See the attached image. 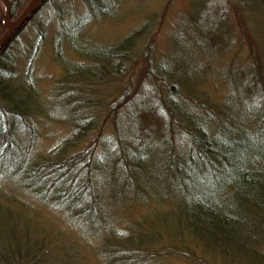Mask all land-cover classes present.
Masks as SVG:
<instances>
[{"label": "rangeland", "instance_id": "1", "mask_svg": "<svg viewBox=\"0 0 264 264\" xmlns=\"http://www.w3.org/2000/svg\"><path fill=\"white\" fill-rule=\"evenodd\" d=\"M29 1L17 0L12 6L7 1L11 18H17ZM44 1L0 53V61L7 66L2 70L0 62V79H11L36 94L30 114L20 120L9 114L11 133L8 138L0 135V228L15 223L19 236L26 240L24 228L29 225L34 235L46 236L54 252L42 264H204L198 252L204 248L189 245L185 220L175 213L183 208L179 206L184 194L181 181L173 179L176 173L166 174L163 158L170 133L164 128L165 121L159 123L158 117L145 112L143 125L136 116L141 108L149 110L135 97L149 84L143 75L148 65L143 53L149 52L154 63L161 59L164 76L187 75L185 85L190 94L211 100L219 122L230 125L231 131L239 121L251 131L257 116L250 108L255 102H248L257 79L256 66L264 67V0ZM6 3L0 0L1 17L6 15ZM144 26L148 29L136 44L134 62L124 63L114 75L100 74L89 83L68 77L78 69L80 78L87 77L86 67L96 66L93 52L115 45ZM152 80L158 95L149 97H166L165 81L156 75ZM83 114V120L94 122L80 135ZM6 120L0 115V128ZM128 138V152L136 139L142 145L134 151L132 181L122 189V175L105 154L121 143L126 146ZM7 139L36 162L42 158L63 160L73 152L92 148V159L103 166L96 184L101 190L99 208L82 215L81 205L66 201L67 214L56 189L47 199L35 195L22 177L6 169L11 167L8 162L2 168L8 158H2L1 145L5 146ZM256 199L259 204L248 205L242 218L262 239L264 195L257 194ZM117 230L120 236L127 235L122 241ZM130 232L139 238L129 239ZM6 234L11 239V229ZM179 236L184 241L174 245ZM136 241L145 245L136 251L137 257L149 256L144 262L137 261L124 245ZM184 247L191 254H181ZM242 253L246 259L236 253L219 258L225 264H264L252 252Z\"/></svg>", "mask_w": 264, "mask_h": 264}, {"label": "trees", "instance_id": "2", "mask_svg": "<svg viewBox=\"0 0 264 264\" xmlns=\"http://www.w3.org/2000/svg\"><path fill=\"white\" fill-rule=\"evenodd\" d=\"M7 1L12 6L17 0ZM23 4L24 2L22 6ZM40 7L36 8L33 15ZM29 20L27 19L24 25L16 29L10 39H7L1 46L0 53L9 47L10 42L22 31L21 29ZM144 27L131 31L115 45L109 44L104 46L102 51L93 52L91 58H95L93 59L95 68H82L88 73L87 77L80 78L81 71L79 69L68 73V77H75L77 83L80 81L81 84L85 81L89 83L100 74L106 76L114 75V71L119 72L124 63L132 60L134 62V57L138 54L136 44L140 42L148 29V27ZM4 30H6L5 16H0V36ZM149 54V52L143 53L148 61L143 75L148 77L149 84L143 86L142 94L138 93L135 96L140 98L137 103L145 105V108L149 110L143 111L141 108L136 116L144 125L141 117L145 112H149L158 117L159 123L165 121L164 128L170 133L166 140L169 143L166 142L167 152L163 159L166 164L167 176L176 173V177L173 179L181 181V190L184 196H181L182 204L179 207L183 208L175 213L178 218L185 220L186 231L190 239L189 245L196 246L197 250L201 247L204 248V250L198 251L204 264H225L219 256L227 257L234 253L238 258L246 259L242 251L252 252L255 258L261 259L256 249L253 248L255 241L249 238L248 228L242 215L248 205L259 204L256 199L257 194L264 195V67L256 66L255 76L257 79L254 83L252 99L249 98L248 102H255L250 108L255 111L252 115L257 116V125L250 131V127L247 128L239 121L233 132L230 125L223 121L219 122L211 100H204L190 94L185 85L189 80L187 75L164 76L165 67L162 65L161 59L158 63H154ZM1 64L3 63L1 62ZM1 69L6 71L7 66L3 64ZM155 75L165 81L168 86L166 97L157 96L158 98L155 97V99L149 97L151 94L158 95L152 84ZM12 82L11 79L10 81L0 79V115L7 118L6 121H3V124L7 122L6 126L0 128L2 138H8V134L12 130L8 120L9 114L19 120L24 119L32 111L31 102L35 100L34 95H36L23 84ZM83 117L84 114L82 123H79L81 130L78 132L80 135L87 133L94 122L86 118L83 120ZM241 125H243L244 131H242ZM158 126L159 124H157ZM208 129H210L209 132ZM5 142V146L1 145L4 149L2 158L8 159H4L5 163L2 164L4 165L2 168L8 162L11 167L6 169H10L11 174L22 177L26 181L28 189H31L35 195L47 199L52 195L51 190L56 189L57 196L64 202L63 209L67 214L70 210L66 206V201L73 203L72 205H81L79 212L82 215L99 208L98 199L100 196L98 193L99 191L101 193V190L97 189L96 184L100 182L101 174L99 172L103 166L99 160L92 159V148L73 152L63 160L54 161L42 158V162H36L30 161L28 155L18 149L10 140L7 139ZM163 144L165 142H161L160 145ZM130 145L131 142L128 138L126 146L121 143L119 148L105 154V157L113 159L115 164L112 165L119 169L122 175V189L127 186L129 181H132L134 176L132 164H135L132 161L135 157L134 151L138 152L137 149L142 143L136 139L128 152L127 149ZM8 229H11V239L6 234ZM24 231L27 236L26 240L19 236L15 223L12 227L0 228V264H42L54 252L50 248L51 242L46 236L34 235L30 231L29 225L24 228ZM116 235L121 241L127 236H120L118 230ZM135 236L136 234H132V232L128 233L129 239L139 238L138 235L136 238ZM168 239L167 242L172 245L174 242L170 238ZM163 240L166 239L163 237ZM183 241V236H179L174 245L177 243L181 245ZM126 244L124 243L125 247L130 248L131 252L133 251L137 261L144 262L143 258L149 257L147 255L143 258L137 257L139 254L136 251L140 248L145 249V245L139 244L137 241L127 246ZM190 251L188 247H184L180 253L191 254Z\"/></svg>", "mask_w": 264, "mask_h": 264}, {"label": "water", "instance_id": "3", "mask_svg": "<svg viewBox=\"0 0 264 264\" xmlns=\"http://www.w3.org/2000/svg\"><path fill=\"white\" fill-rule=\"evenodd\" d=\"M4 1L5 3L7 2L6 0ZM43 1L44 0H30L17 18H11L9 4L6 3L7 12L5 15V25L7 29L5 30L4 34L0 37V48L7 41L8 38L10 39L16 29L20 28L26 22L27 19H30V17L33 15V12L38 6L40 7Z\"/></svg>", "mask_w": 264, "mask_h": 264}, {"label": "bare ground", "instance_id": "4", "mask_svg": "<svg viewBox=\"0 0 264 264\" xmlns=\"http://www.w3.org/2000/svg\"><path fill=\"white\" fill-rule=\"evenodd\" d=\"M247 233L249 235V238L253 239L255 241V244L253 245V248L256 249L257 253L261 257V260L264 262V237H262V239H259V233L254 228L248 229Z\"/></svg>", "mask_w": 264, "mask_h": 264}]
</instances>
